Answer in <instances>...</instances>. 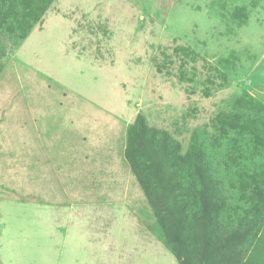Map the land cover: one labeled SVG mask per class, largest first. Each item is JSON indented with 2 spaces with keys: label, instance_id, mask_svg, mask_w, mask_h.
<instances>
[{
  "label": "rangeland",
  "instance_id": "374dc122",
  "mask_svg": "<svg viewBox=\"0 0 264 264\" xmlns=\"http://www.w3.org/2000/svg\"><path fill=\"white\" fill-rule=\"evenodd\" d=\"M94 4L123 13L109 45L114 65L68 51L50 20L0 73L2 264H177L133 175L130 197L109 198L114 208H83L63 193L75 180L59 185L55 159L66 172L83 169L90 189L88 167L117 157L119 127L138 113L185 153L194 130L212 136L243 91L264 104V0H86ZM1 41L6 65L14 42Z\"/></svg>",
  "mask_w": 264,
  "mask_h": 264
},
{
  "label": "trees",
  "instance_id": "16d2710c",
  "mask_svg": "<svg viewBox=\"0 0 264 264\" xmlns=\"http://www.w3.org/2000/svg\"><path fill=\"white\" fill-rule=\"evenodd\" d=\"M54 0H0V43L20 47ZM0 53V56H3ZM3 63H0V72ZM126 162L177 264H264V104L247 91L185 153L138 113Z\"/></svg>",
  "mask_w": 264,
  "mask_h": 264
},
{
  "label": "crops",
  "instance_id": "0c3cea01",
  "mask_svg": "<svg viewBox=\"0 0 264 264\" xmlns=\"http://www.w3.org/2000/svg\"><path fill=\"white\" fill-rule=\"evenodd\" d=\"M109 8L110 7L100 9L97 4L87 6L86 0H63L61 2L59 0H54V2L42 16V18L31 30L28 37L30 36V34L33 35L34 32H43L47 27L48 22H51L50 20H52L55 22L58 29L63 28L62 34L65 37L64 43L68 51L77 49L79 50V52H82V54L92 53L95 60H103L106 65H114L115 58L109 45H111L112 43L111 41L113 40V37L115 35L116 28H121L116 27V21L123 19V15H119L123 13L113 14V9L115 10L114 5L112 12L109 10ZM142 28L143 26L139 28L141 29V33H143V35L147 37L146 29L142 30ZM128 34L127 35L131 37V31H129ZM28 37L24 40V42L28 39ZM146 46L147 44L144 41V46L142 48L139 46L138 51H143L146 53L149 50L148 48H146ZM20 47L13 49V55H11L12 58L11 60H8L9 65L6 63V65H3V68L9 69V61L12 63V61L15 59L16 51ZM154 51L156 52V48ZM125 57V61L129 63V60L131 59L129 58V56H127V53ZM12 66H14V63H12ZM0 73L3 75L6 73V71H1ZM130 125L131 124H128L126 122L119 127V146L116 149V153L114 154L117 157L114 159L109 158L108 160H105L104 164L95 165L94 167H88V170L90 172H93L92 176H90L93 181L91 182L92 187L90 189L84 187V184L82 182L84 179L83 169H81V171H79L78 173L75 172L73 174L66 172V167L62 164L65 158L57 157L55 159L56 163L62 166L59 167V169H61L64 173H56V179L59 185H62V181H65L66 183L68 176H70L69 179L75 180L73 189L62 187V191L65 195H73L75 198L74 200L85 205L83 208L89 207L93 210H95V207L99 206L98 204L108 205L109 208H114L115 202H113V200H109V198L113 199L115 195H120L122 192L123 197L125 196V194L126 196L130 197V185L127 186L126 179H128V181L131 180L132 173L128 164L126 165L127 162L125 163L126 159H124V150L126 147L124 135L126 134L127 140V130ZM93 130L95 132L92 133L91 140L94 138V145H97V138H100V134H98L99 132L97 127ZM83 140H86V142L88 143L89 138L86 137L84 139L83 137ZM100 143H102V140H100ZM100 143L99 145H101ZM119 152L121 156L119 155ZM88 154L89 153H87V155ZM50 160L51 159H47L46 164L49 165ZM32 164H35V161ZM123 165L125 166V170H127V172L123 171ZM53 170L54 172H56L55 169ZM120 174H123V177H121ZM85 197H89L90 201H87ZM102 197H106V200L104 201V198L102 199ZM0 264H2L1 261Z\"/></svg>",
  "mask_w": 264,
  "mask_h": 264
}]
</instances>
